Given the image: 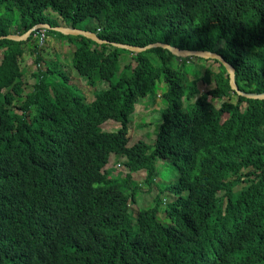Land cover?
<instances>
[{"label": "trees", "instance_id": "16d2710c", "mask_svg": "<svg viewBox=\"0 0 264 264\" xmlns=\"http://www.w3.org/2000/svg\"><path fill=\"white\" fill-rule=\"evenodd\" d=\"M1 9L19 17L0 15V36L60 25L50 11L111 42L217 52L241 91L264 93V0H0ZM37 33L0 40V264H264V100L233 91L218 60L200 74L161 47L133 53L70 35L77 73L109 87L89 102L54 62L28 91L21 63ZM157 98L166 106L154 143L130 144L136 104ZM112 154L126 174L108 178ZM159 159L176 170L171 185L157 182ZM143 170L155 205L138 209L145 191L133 174Z\"/></svg>", "mask_w": 264, "mask_h": 264}, {"label": "rangeland", "instance_id": "374dc122", "mask_svg": "<svg viewBox=\"0 0 264 264\" xmlns=\"http://www.w3.org/2000/svg\"><path fill=\"white\" fill-rule=\"evenodd\" d=\"M0 15L10 17L17 19L19 17V14L17 11L12 13L14 16H11V12H8L6 9H1ZM47 13L50 14L49 20L58 22L62 27H66V23L56 17L55 14L48 11ZM16 25V21H14ZM50 24V23H49ZM86 29H89V31L97 32L95 31V27L92 25H89V22L84 23L83 25ZM11 33L16 32V28L11 27L10 28ZM54 31V30H49ZM66 35H58L55 33H45L44 31H40L37 36H34V39L24 45V55L22 60V68H23V81L26 84V89L28 91L32 90L34 87V84L36 82V79L34 78L35 74L39 71L47 72L48 74H51V70L47 71L48 68L52 69L54 68V62H58V71L64 72L68 76V84L73 85L78 93L84 94L86 96L87 100L90 102L93 99V93L96 90H101L109 87V82L101 79H97L95 81V85L91 86L89 85L88 79L86 77L80 76L72 64V55L74 52V49L72 51V46L68 45L66 40ZM40 44L41 49L38 52H35V45ZM224 46V42H220L218 46ZM72 52V53H71ZM41 58L40 64H37L35 62L36 58ZM124 57L121 59L123 60ZM126 60H130L127 57H125ZM173 60V59H172ZM177 60H187L189 63L193 65H183ZM215 60H211L210 62H200L197 60V58H186V59H178L174 58L173 64L176 68L184 69H191V67L194 66L193 69L200 71V74H204L206 70L210 66H212V70H217V66L213 63ZM190 81L194 79V77H189ZM56 81H58V78H55ZM204 90L213 88V85L210 84H204ZM162 91H165V89H161ZM167 90V89H166ZM166 105L161 101L160 98L157 99H151L150 103L146 107L143 103L136 104V111L131 117V127L133 128V135H132V141L130 144H133L139 140H145L147 143L153 144L156 138L155 134V122L158 120L157 118V112H160ZM110 124H106L103 127L108 128L110 127ZM158 171L160 172V176L157 179V182L160 185L168 184L171 185L175 179L176 176V170L172 163L168 160L159 159L157 162ZM106 172L108 175V178H115L119 175H124L128 172V168L125 164V160L122 158H119L117 156L110 157L109 163L106 166ZM147 176V172L145 170L139 171L133 174V181L136 184L140 185V188L142 187V190L145 191L142 196L137 200L135 206L133 208H141V207H152L155 205V196H156V189L152 187L149 192H147V185H145V179ZM167 202H169V199H167Z\"/></svg>", "mask_w": 264, "mask_h": 264}, {"label": "water", "instance_id": "95a60500", "mask_svg": "<svg viewBox=\"0 0 264 264\" xmlns=\"http://www.w3.org/2000/svg\"><path fill=\"white\" fill-rule=\"evenodd\" d=\"M40 28L54 30L66 36H69V35L70 36H84L99 45L110 44L116 48L125 49L133 53H142L150 49L161 47L163 49L169 50L173 55L180 57V58H202L206 60H218L226 68V71L230 79V86L233 91H235L238 95L244 96L249 99L264 100V93H246L239 89L236 83V71H235L234 66L230 64L221 54L217 52L202 51V50L193 51V50H188V49H180V48L171 46L169 44L161 43V42L149 44L143 47L133 46V45L111 42L106 39H102L99 37L98 33L92 32L89 30L74 28L71 26H66V27L54 26L53 27L50 24H46V23L36 24L24 34L10 33L5 36H0V40L8 39V40L17 41V42L26 41L33 32L37 31Z\"/></svg>", "mask_w": 264, "mask_h": 264}, {"label": "clouds", "instance_id": "9594fccd", "mask_svg": "<svg viewBox=\"0 0 264 264\" xmlns=\"http://www.w3.org/2000/svg\"><path fill=\"white\" fill-rule=\"evenodd\" d=\"M38 24H39V23H38ZM46 24H49V23H46ZM51 26H52V25H51ZM58 26H61V25H58ZM53 27H54V26H53ZM48 30H49V29L40 28V29H38L37 31H35V32H33V33H36V32L39 33L40 31H44L45 33H47ZM84 30H85V29H84ZM55 32H56V31H55ZM33 33H32V34H33ZM38 33H37V34H38ZM96 33H97V32H96ZM16 34H20V33H16ZM23 34H24V33H23ZM32 34H31V35H32ZM37 34H35V35L37 36ZM47 34H48V33H47ZM31 35H30V36H31ZM30 36H29V37H30ZM28 39H29V38H28ZM28 39H27V40H28ZM27 40H26V41H27ZM21 42H23V41H21ZM179 58H180V57H179ZM181 59H186V58H181Z\"/></svg>", "mask_w": 264, "mask_h": 264}, {"label": "bare ground", "instance_id": "6f19581e", "mask_svg": "<svg viewBox=\"0 0 264 264\" xmlns=\"http://www.w3.org/2000/svg\"><path fill=\"white\" fill-rule=\"evenodd\" d=\"M175 47V46H174ZM178 48V47H177Z\"/></svg>", "mask_w": 264, "mask_h": 264}]
</instances>
